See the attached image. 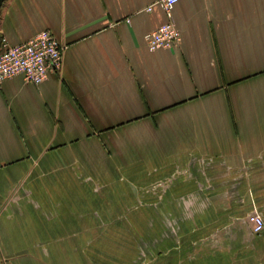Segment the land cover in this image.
I'll list each match as a JSON object with an SVG mask.
<instances>
[{
    "label": "crops",
    "instance_id": "0c3cea01",
    "mask_svg": "<svg viewBox=\"0 0 264 264\" xmlns=\"http://www.w3.org/2000/svg\"><path fill=\"white\" fill-rule=\"evenodd\" d=\"M157 1L0 6V52L65 46L0 83V264H264V0H179L152 51Z\"/></svg>",
    "mask_w": 264,
    "mask_h": 264
},
{
    "label": "built area",
    "instance_id": "2783aa9c",
    "mask_svg": "<svg viewBox=\"0 0 264 264\" xmlns=\"http://www.w3.org/2000/svg\"><path fill=\"white\" fill-rule=\"evenodd\" d=\"M179 0H158L165 10L168 20L159 28L145 35L150 50L172 49L181 41V32L173 20V8ZM152 10V6L148 7ZM4 46L0 52V83L12 77L22 75L28 83L36 85L44 82L51 73L60 71L65 46L50 31L43 30L30 40L11 45L3 39ZM254 232L264 230V217L259 212L250 215Z\"/></svg>",
    "mask_w": 264,
    "mask_h": 264
},
{
    "label": "water",
    "instance_id": "95a60500",
    "mask_svg": "<svg viewBox=\"0 0 264 264\" xmlns=\"http://www.w3.org/2000/svg\"><path fill=\"white\" fill-rule=\"evenodd\" d=\"M6 0H0V6L5 2Z\"/></svg>",
    "mask_w": 264,
    "mask_h": 264
}]
</instances>
